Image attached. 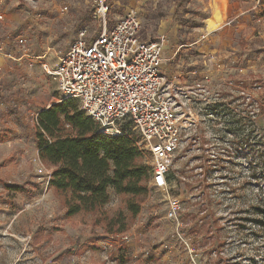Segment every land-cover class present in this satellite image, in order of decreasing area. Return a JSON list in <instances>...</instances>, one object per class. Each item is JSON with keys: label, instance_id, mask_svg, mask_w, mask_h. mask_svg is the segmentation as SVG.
Wrapping results in <instances>:
<instances>
[{"label": "rangeland", "instance_id": "374dc122", "mask_svg": "<svg viewBox=\"0 0 264 264\" xmlns=\"http://www.w3.org/2000/svg\"><path fill=\"white\" fill-rule=\"evenodd\" d=\"M229 1H109L112 24L128 7L141 8L143 37L167 51L164 90L178 107L182 88L168 74L177 45L197 42L174 51V60L197 58L192 66H204L212 81L209 95L177 107L182 121L195 124L183 131L168 192L150 179L148 194L134 200L140 209L133 216L128 198L110 189L105 219L102 213L68 216L65 195L49 185L53 168L36 161L39 114L63 100L41 68L44 60L32 58L48 52L45 60L54 65L84 30L92 35L99 27L95 0H0V264H264V225L256 222H264V0H231L233 12L236 4L246 11L243 29L216 32ZM213 47L220 61L202 65L201 50ZM24 51L29 56L21 61L10 56ZM143 159L149 164L147 153ZM169 198L180 202L176 219L167 217ZM116 218L125 223L111 231Z\"/></svg>", "mask_w": 264, "mask_h": 264}, {"label": "built area", "instance_id": "2783aa9c", "mask_svg": "<svg viewBox=\"0 0 264 264\" xmlns=\"http://www.w3.org/2000/svg\"><path fill=\"white\" fill-rule=\"evenodd\" d=\"M110 0H95L94 16L99 27L90 35L85 32L53 65L46 61L48 52L32 59H43L42 70L58 85L62 100L76 99L81 109L108 136L122 135L132 127L139 135L136 144L150 158L152 185L168 192L171 164L183 147V131L191 118L178 117L176 102L164 90L163 48L157 40L143 38V18L137 6L111 23ZM20 44L25 40L20 38ZM29 54L24 51L16 61ZM29 67H34L30 61ZM212 78L195 81L193 87L182 82L179 92L184 109L196 101V95H209ZM186 86L190 91H187ZM184 89V90H183ZM41 163L40 157L36 159ZM167 217L176 219L180 209L178 198H169ZM124 240L129 234L122 236Z\"/></svg>", "mask_w": 264, "mask_h": 264}, {"label": "trees", "instance_id": "16d2710c", "mask_svg": "<svg viewBox=\"0 0 264 264\" xmlns=\"http://www.w3.org/2000/svg\"><path fill=\"white\" fill-rule=\"evenodd\" d=\"M36 137L41 161L53 168L49 185L65 195L68 216L102 213L106 219L103 209L111 201L110 189L128 198L133 216L139 213L134 200L148 194L151 169L136 134L128 129L112 137L102 133L99 124L69 99L40 112ZM121 222L125 223L116 218L110 230Z\"/></svg>", "mask_w": 264, "mask_h": 264}, {"label": "crops", "instance_id": "0c3cea01", "mask_svg": "<svg viewBox=\"0 0 264 264\" xmlns=\"http://www.w3.org/2000/svg\"><path fill=\"white\" fill-rule=\"evenodd\" d=\"M236 5H237V11H234V12H233L234 8H232V9L229 8V7H231V0L228 2V5L226 6V10L224 9L225 8V5H224V7L221 8V11H222L223 15L226 16V22H223L221 28L219 30H217L216 32H219V31H221V30H223L225 28L227 30L229 27L233 28V30H239V29L241 30V29H243V24L241 23V20H242L243 16L245 15L246 11L240 9L238 4H236ZM131 7H133V6L128 7V9L131 8ZM210 7H211V9L213 8L211 2H210ZM140 10H141V8H140ZM213 11H214V8H213ZM213 11H212V15H213ZM141 13H142L143 25H144V13L142 12V10H141ZM210 17H212V16H210ZM210 17H208V18H210ZM216 32H214V33H216ZM214 33L209 34V32H208L207 33L208 35H206V36H211ZM144 39H147V38H144ZM224 42L227 43L228 41L225 39ZM196 43L197 42H195L193 44H189V42L187 43V42L183 41L181 44L177 45L178 46L177 49L174 50V48H173V50L174 51H177L176 53H178V52H180V49L182 48L184 51L187 52L189 50V47H192V45H194ZM6 44H10L8 40L5 41V45ZM217 49L218 48L213 47V48L209 49V51H207V52L201 50L200 53H202V56H200V57L201 58L203 57V58L201 60H199V62L202 65L203 64H206V63H210V65H213V63H214L213 60L214 59H216V63L218 61H220V59L218 58V55L212 53L213 50H217ZM174 51H170V54L173 53V58H172L173 60H172V62H174L175 66L174 67H172V66L170 67V69L172 68V70L168 73L169 76L172 79H174V81H176L177 84H180L182 82H186L188 84H191V82H192V80H193L194 77H195V79H194L195 81L201 80L199 78L203 77L202 75H205L207 69L204 68V66H203L202 69H200V71H199L198 69H196L197 67L194 68L192 66V65H197L198 64L197 58H192L190 60V62H188V63H185V61H183L184 60L183 58H181V59L179 58L178 60L177 59L174 60V55H175L174 54L175 53ZM163 52H164V56L167 57V54H166L167 51H164L163 50ZM206 55L209 56V58ZM10 56L13 59L15 57V56H13V54H11ZM3 60L4 59H0V63H2ZM164 64L165 63H163V67H164ZM185 65L187 66V68L184 67ZM189 66L192 67V68H190ZM242 69L243 70L245 69L244 66L242 67ZM197 73H199V74H197ZM194 75H196V76H194ZM198 75H200V76H198ZM135 262H137V259L135 260Z\"/></svg>", "mask_w": 264, "mask_h": 264}, {"label": "bare ground", "instance_id": "6f19581e", "mask_svg": "<svg viewBox=\"0 0 264 264\" xmlns=\"http://www.w3.org/2000/svg\"><path fill=\"white\" fill-rule=\"evenodd\" d=\"M1 55H4L2 52H0ZM150 167V166H149Z\"/></svg>", "mask_w": 264, "mask_h": 264}]
</instances>
